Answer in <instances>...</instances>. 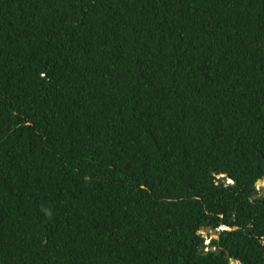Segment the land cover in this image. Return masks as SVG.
Masks as SVG:
<instances>
[{"label": "trees", "instance_id": "1", "mask_svg": "<svg viewBox=\"0 0 264 264\" xmlns=\"http://www.w3.org/2000/svg\"><path fill=\"white\" fill-rule=\"evenodd\" d=\"M256 178L264 0H0V264H264Z\"/></svg>", "mask_w": 264, "mask_h": 264}, {"label": "rangeland", "instance_id": "2", "mask_svg": "<svg viewBox=\"0 0 264 264\" xmlns=\"http://www.w3.org/2000/svg\"><path fill=\"white\" fill-rule=\"evenodd\" d=\"M255 185L257 186V187H262V186H264V179L263 178H261L260 179V182L259 183H255ZM220 227H222V226H220ZM223 228V227H222ZM217 229V228H216ZM211 231H213V230H211V229H206V228H201V230H200V233H201V235L204 237V239H207L209 236H215V232L214 233H211ZM215 231V230H214ZM204 242V241H203Z\"/></svg>", "mask_w": 264, "mask_h": 264}, {"label": "water", "instance_id": "3", "mask_svg": "<svg viewBox=\"0 0 264 264\" xmlns=\"http://www.w3.org/2000/svg\"><path fill=\"white\" fill-rule=\"evenodd\" d=\"M219 176H220V178H222V179L225 178V175H224V174H220ZM254 182H255V183H259V182H260V179H259V178H256ZM253 200H254V199H253ZM214 232H215L214 230L211 231V233H214ZM209 248H212V246L209 247ZM202 249H205L204 244H200V245L198 246V248H197V251H200V250H202ZM226 256H228V253H226ZM229 262H230V264H235V263H236V261H235L232 257H229Z\"/></svg>", "mask_w": 264, "mask_h": 264}, {"label": "clouds", "instance_id": "4", "mask_svg": "<svg viewBox=\"0 0 264 264\" xmlns=\"http://www.w3.org/2000/svg\"><path fill=\"white\" fill-rule=\"evenodd\" d=\"M226 181H228L229 179H225ZM220 226H222V227H225V226H223V225H220ZM219 226V227H220ZM222 227H220V228H222ZM207 242V239H204V243H206ZM204 246H205V244H204Z\"/></svg>", "mask_w": 264, "mask_h": 264}, {"label": "bare ground", "instance_id": "5", "mask_svg": "<svg viewBox=\"0 0 264 264\" xmlns=\"http://www.w3.org/2000/svg\"><path fill=\"white\" fill-rule=\"evenodd\" d=\"M235 264H239L238 262H236Z\"/></svg>", "mask_w": 264, "mask_h": 264}]
</instances>
